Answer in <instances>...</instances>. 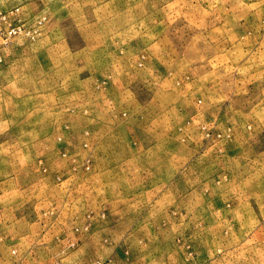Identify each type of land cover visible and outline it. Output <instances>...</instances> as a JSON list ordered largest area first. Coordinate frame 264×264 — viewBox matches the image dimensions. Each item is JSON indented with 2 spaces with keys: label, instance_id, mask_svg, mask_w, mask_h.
Wrapping results in <instances>:
<instances>
[{
  "label": "rangeland",
  "instance_id": "1",
  "mask_svg": "<svg viewBox=\"0 0 264 264\" xmlns=\"http://www.w3.org/2000/svg\"><path fill=\"white\" fill-rule=\"evenodd\" d=\"M0 264H264V0H0Z\"/></svg>",
  "mask_w": 264,
  "mask_h": 264
}]
</instances>
